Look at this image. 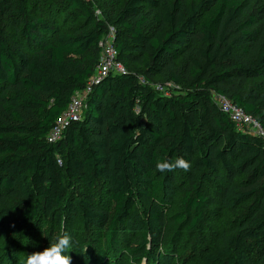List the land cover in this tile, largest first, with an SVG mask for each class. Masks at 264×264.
I'll list each match as a JSON object with an SVG mask.
<instances>
[{"label":"trees","instance_id":"1","mask_svg":"<svg viewBox=\"0 0 264 264\" xmlns=\"http://www.w3.org/2000/svg\"><path fill=\"white\" fill-rule=\"evenodd\" d=\"M256 1L119 0L104 23L86 0H0V235L39 229L43 251L72 227L94 240L80 263L109 264L122 234H135L127 255L161 264L168 190L183 181L174 242L219 199L246 205L224 246L192 264H264V137L239 131L213 101L227 97L264 129ZM62 16L80 23L62 29ZM109 27L124 72L94 87L82 118L49 143ZM178 158L187 171L155 167Z\"/></svg>","mask_w":264,"mask_h":264},{"label":"rangeland","instance_id":"2","mask_svg":"<svg viewBox=\"0 0 264 264\" xmlns=\"http://www.w3.org/2000/svg\"><path fill=\"white\" fill-rule=\"evenodd\" d=\"M87 2H93L95 5V15L98 20L106 23L107 17L110 16L116 5L113 3L119 0H86ZM193 2L195 0H189ZM118 3V2H117ZM121 8V5H119ZM118 7V8H119ZM264 7V0H257L255 8ZM61 28L67 29L80 23L79 20L68 21L63 17L60 19ZM109 33H113V28H108ZM131 69L138 70L139 66L132 64ZM157 83L161 81L156 79ZM261 82V80H259ZM156 86L162 87L161 84ZM162 91L165 89L162 87ZM185 183H180L171 186L168 190V202H170V208L167 211L169 221L167 223V236L165 241L160 245V262L161 264H192L200 257L207 253H216L221 247L224 246L223 239L227 233L235 227L236 223L240 220L242 214L245 212L246 205L234 206L230 201L219 199L215 205V214H210L204 221V224L192 232L179 230V236L174 242L175 233L172 232L174 223L172 222V215L180 213L182 210V198L184 195ZM79 194L82 192L80 190ZM75 238L76 246L68 250L71 256V264H84L80 263L84 254H88L92 257L93 250L95 249L94 240L92 235H88L86 239H83L81 231H78L72 227L66 229V231ZM63 232V233H64ZM60 234H54L52 239L47 244H52ZM135 234H122V242L120 244L121 251L114 252L109 256L111 263L109 264H148L145 259L141 261H134L130 254L127 255L126 251L135 246ZM41 233L39 229L26 232L24 238L10 237L7 235H0V264H22V260L30 253L42 251ZM85 252L82 254L83 250ZM85 264H91L90 261ZM108 264V263H106Z\"/></svg>","mask_w":264,"mask_h":264},{"label":"built area","instance_id":"3","mask_svg":"<svg viewBox=\"0 0 264 264\" xmlns=\"http://www.w3.org/2000/svg\"><path fill=\"white\" fill-rule=\"evenodd\" d=\"M99 48L101 49V55L95 73L88 80L86 87L73 95L69 106L58 118L47 135L49 143L60 141L67 127L82 118L86 101L94 87L99 85L109 75L124 72V66L118 61V51L114 45V31L113 33H108L100 41ZM213 101L230 118L239 131L264 137V129L261 124L255 118L245 113L243 109L237 107L227 97L213 93ZM59 163L61 164L60 160Z\"/></svg>","mask_w":264,"mask_h":264},{"label":"clouds","instance_id":"4","mask_svg":"<svg viewBox=\"0 0 264 264\" xmlns=\"http://www.w3.org/2000/svg\"><path fill=\"white\" fill-rule=\"evenodd\" d=\"M156 169L164 173L173 168H180L187 171L189 163L183 158H178L175 164L170 165L167 161H157ZM76 246L75 238L67 232L57 236L55 242L50 244L41 252L30 253L22 260V264H71V256L68 250ZM85 252L83 250L82 254ZM143 264V261H141Z\"/></svg>","mask_w":264,"mask_h":264}]
</instances>
